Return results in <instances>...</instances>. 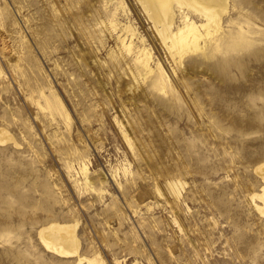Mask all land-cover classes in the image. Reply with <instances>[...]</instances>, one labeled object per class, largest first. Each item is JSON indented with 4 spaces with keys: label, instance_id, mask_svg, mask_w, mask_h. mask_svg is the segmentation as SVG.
Instances as JSON below:
<instances>
[{
    "label": "rangeland",
    "instance_id": "rangeland-1",
    "mask_svg": "<svg viewBox=\"0 0 264 264\" xmlns=\"http://www.w3.org/2000/svg\"><path fill=\"white\" fill-rule=\"evenodd\" d=\"M222 17L179 60L137 0H0V264H85L51 223L93 264H264V0Z\"/></svg>",
    "mask_w": 264,
    "mask_h": 264
},
{
    "label": "bare ground",
    "instance_id": "bare-ground-1",
    "mask_svg": "<svg viewBox=\"0 0 264 264\" xmlns=\"http://www.w3.org/2000/svg\"><path fill=\"white\" fill-rule=\"evenodd\" d=\"M137 1L152 22L153 29L159 36L162 45L169 50L171 55L176 52L179 55V60L189 52L199 51L205 54L206 49L211 46L213 38L223 32L222 16L227 13L228 0ZM175 9L180 18L179 24H176ZM196 19L201 23H197ZM225 49H236V47L227 46ZM145 58L139 62V66L141 65L144 73L149 75L152 73L149 54ZM2 135H0V143L11 140L9 135ZM258 173L263 181L262 192L260 191L262 194L253 195L251 201L258 199L262 207L257 206V209L261 214H264V169L260 167ZM167 187L169 192L176 196L177 189L171 184H167ZM38 236L43 246L55 255L74 256L77 257L79 263H94L93 260L79 255V240L76 236L75 224L51 223L41 228Z\"/></svg>",
    "mask_w": 264,
    "mask_h": 264
}]
</instances>
